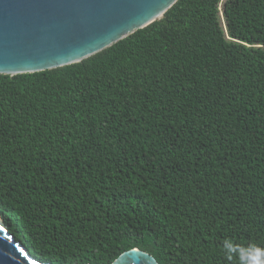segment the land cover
Here are the masks:
<instances>
[{
	"label": "trees",
	"instance_id": "obj_1",
	"mask_svg": "<svg viewBox=\"0 0 264 264\" xmlns=\"http://www.w3.org/2000/svg\"><path fill=\"white\" fill-rule=\"evenodd\" d=\"M0 218L49 264L264 247V0H178L80 63L0 74Z\"/></svg>",
	"mask_w": 264,
	"mask_h": 264
},
{
	"label": "water",
	"instance_id": "obj_2",
	"mask_svg": "<svg viewBox=\"0 0 264 264\" xmlns=\"http://www.w3.org/2000/svg\"><path fill=\"white\" fill-rule=\"evenodd\" d=\"M177 1L0 0V74L16 76L80 63L162 19ZM0 264L49 263L16 243L0 218ZM113 264L159 263L136 248Z\"/></svg>",
	"mask_w": 264,
	"mask_h": 264
},
{
	"label": "clouds",
	"instance_id": "obj_3",
	"mask_svg": "<svg viewBox=\"0 0 264 264\" xmlns=\"http://www.w3.org/2000/svg\"><path fill=\"white\" fill-rule=\"evenodd\" d=\"M222 249L226 259L238 260V264H264V247L256 244L242 245L230 238L222 241Z\"/></svg>",
	"mask_w": 264,
	"mask_h": 264
}]
</instances>
